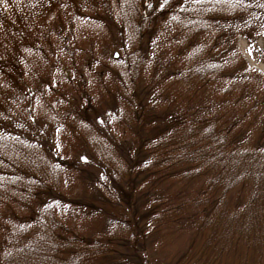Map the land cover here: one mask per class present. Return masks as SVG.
I'll use <instances>...</instances> for the list:
<instances>
[{"label": "trees", "instance_id": "obj_1", "mask_svg": "<svg viewBox=\"0 0 264 264\" xmlns=\"http://www.w3.org/2000/svg\"><path fill=\"white\" fill-rule=\"evenodd\" d=\"M98 25L119 64L109 102ZM239 33L264 35V0H0V264H89L115 238L122 264H165L156 239L181 219L197 250L175 264H264V72L247 65ZM80 127L103 137L99 151L84 141L90 159L87 146L66 154ZM168 174L200 182L196 195L156 192ZM63 178L83 193L65 194ZM238 187L248 195L232 207ZM69 203L98 205L121 232L80 234L62 218Z\"/></svg>", "mask_w": 264, "mask_h": 264}, {"label": "rangeland", "instance_id": "obj_2", "mask_svg": "<svg viewBox=\"0 0 264 264\" xmlns=\"http://www.w3.org/2000/svg\"><path fill=\"white\" fill-rule=\"evenodd\" d=\"M99 34L103 38V45L107 46L110 49V55L107 58L108 63L111 66V69L109 71L108 78L105 81H102V84H99V89L101 92V96L106 102L111 101V97L114 95V90L117 85H119V81L117 78H114V70L112 67L118 68L119 64L115 63V61L111 60V55L113 53V35L112 30L107 29L104 25H98L96 27ZM236 40V46L242 52L245 60L248 62L249 66L258 71V72H264V36H256V35H243V34H237L235 37ZM119 69V68H118ZM228 83H236L232 80H226ZM171 87V84H170ZM177 91L179 89L177 88ZM38 98L37 103L38 106H41L42 103L39 101ZM101 109L103 107V101H101ZM98 105V104H96ZM249 107V106H248ZM119 109L122 112L128 113L129 110L124 106V103L119 104ZM42 110V107L40 108V111ZM119 120V117H117ZM187 125V122L184 126ZM63 127V126H61ZM112 128L108 129L110 135L114 134V138L118 137H124L129 135V133H122L120 132L121 127L117 125H113ZM91 131L88 132L87 130H82V127L79 128V132L77 134V139L79 138L81 141L77 144V146H73L70 142L69 146L67 147L66 154L69 153L71 156L75 154L76 150H80L81 148L87 146L88 147V155L89 159L91 158V155L94 152V149L88 146L84 141L93 138L92 142H94V148H96L97 151L104 149V143L103 145H100L103 137H97L99 133H97L95 130H93L90 127ZM95 135V138H94ZM76 134L74 135V137ZM253 137V136H252ZM65 140V139H64ZM88 143V142H87ZM70 148V150H69ZM169 175V174H168ZM63 189L62 191L71 197H79L77 195H81L83 193L82 186L79 184L78 180L76 178L66 180L65 178L62 179ZM200 182L194 181L189 183V185L183 184L181 181L179 182L178 178H172V176H168L167 179H165L160 185L157 186L156 192H165L168 193L169 199L173 200L176 198L177 203L180 204L186 199L193 198L194 195H196V190L199 188ZM14 196L19 198L17 194H21L20 192H15L14 190H10ZM76 192V193H75ZM248 195V190L243 189L242 187H238L236 191L234 192L232 197L233 199L230 200V204L233 207V204H235V199L241 198V200L244 198L246 199ZM21 199V201L25 200L26 203H29L28 198L24 196ZM74 202H78L75 199H70ZM24 205V204H21ZM98 205H94L93 207H86L84 205L77 206L76 204L69 203V205L64 208L63 213H67L66 215H63L62 218L67 220L70 224L77 225L76 230L80 234H94L97 235L99 232H107L110 233L113 231V227L116 228V230L121 232V226L122 225H114L115 220L113 217L108 216L106 213H100V209L98 211H95L96 207ZM165 206H172V202L166 199ZM6 207L10 208V210L13 211H21L22 208H19V206L16 204V202H8ZM161 208H163V205H161L160 208H157L156 210L158 212H161ZM259 208V209H258ZM257 209L261 212L260 213V225H263V214H264V201L259 203L257 206ZM3 210V211H1ZM12 211H8L9 214H12ZM0 212H6L5 208H0ZM26 213L29 211L26 209ZM151 214V213H150ZM22 216V215H20ZM171 221H168L166 225L163 227V229L160 231L157 239H156V246H155V254L167 261L165 264H175L174 261L179 257V255L184 254L186 251H189L190 253L196 252L194 249H186L190 240V231L186 228L187 223L183 219H181L178 222H175V224H170ZM5 224V223H3ZM11 225L10 223H7V226ZM198 232V231H197ZM120 238H115L111 242H109V248L107 250V254L105 253V259H102L101 256L92 253V255H95V257L87 256V263L89 261H92L89 264H122V256L120 253H117L118 249H122V246L120 245L121 240ZM158 249V251H156ZM86 264V261L84 262ZM196 264V263H194Z\"/></svg>", "mask_w": 264, "mask_h": 264}]
</instances>
